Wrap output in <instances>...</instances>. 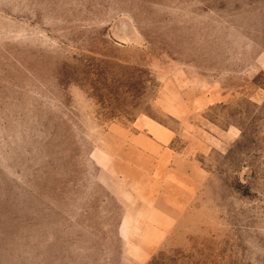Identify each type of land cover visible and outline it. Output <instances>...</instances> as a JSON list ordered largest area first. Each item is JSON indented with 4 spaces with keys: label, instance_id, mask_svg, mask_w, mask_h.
Here are the masks:
<instances>
[{
    "label": "rangeland",
    "instance_id": "374dc122",
    "mask_svg": "<svg viewBox=\"0 0 264 264\" xmlns=\"http://www.w3.org/2000/svg\"><path fill=\"white\" fill-rule=\"evenodd\" d=\"M0 264H264V0H0Z\"/></svg>",
    "mask_w": 264,
    "mask_h": 264
}]
</instances>
